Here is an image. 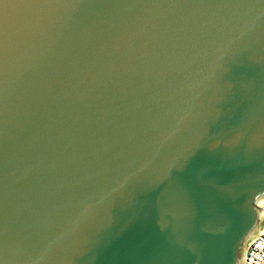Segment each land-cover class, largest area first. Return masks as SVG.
<instances>
[{"label":"water","instance_id":"water-1","mask_svg":"<svg viewBox=\"0 0 264 264\" xmlns=\"http://www.w3.org/2000/svg\"><path fill=\"white\" fill-rule=\"evenodd\" d=\"M263 225L264 0H0V264H245Z\"/></svg>","mask_w":264,"mask_h":264},{"label":"built area","instance_id":"built-area-1","mask_svg":"<svg viewBox=\"0 0 264 264\" xmlns=\"http://www.w3.org/2000/svg\"><path fill=\"white\" fill-rule=\"evenodd\" d=\"M245 264H264V229L249 245Z\"/></svg>","mask_w":264,"mask_h":264},{"label":"bare ground","instance_id":"bare-ground-1","mask_svg":"<svg viewBox=\"0 0 264 264\" xmlns=\"http://www.w3.org/2000/svg\"><path fill=\"white\" fill-rule=\"evenodd\" d=\"M263 228H264V225H263L261 228H259L258 231L260 232ZM256 234H257V233H255V234L252 235L251 237L255 236ZM251 237H250V238H251Z\"/></svg>","mask_w":264,"mask_h":264}]
</instances>
